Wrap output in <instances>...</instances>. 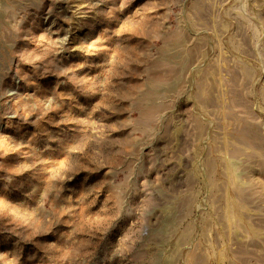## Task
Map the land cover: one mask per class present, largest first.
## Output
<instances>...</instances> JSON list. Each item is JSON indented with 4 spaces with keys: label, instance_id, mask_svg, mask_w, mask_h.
Listing matches in <instances>:
<instances>
[{
    "label": "rangeland",
    "instance_id": "rangeland-1",
    "mask_svg": "<svg viewBox=\"0 0 264 264\" xmlns=\"http://www.w3.org/2000/svg\"><path fill=\"white\" fill-rule=\"evenodd\" d=\"M0 264H264V0H0Z\"/></svg>",
    "mask_w": 264,
    "mask_h": 264
}]
</instances>
